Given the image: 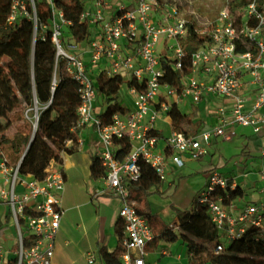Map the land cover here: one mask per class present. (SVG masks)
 Instances as JSON below:
<instances>
[{
  "label": "built area",
  "instance_id": "obj_1",
  "mask_svg": "<svg viewBox=\"0 0 264 264\" xmlns=\"http://www.w3.org/2000/svg\"><path fill=\"white\" fill-rule=\"evenodd\" d=\"M39 0H10L7 22L17 23L27 18L36 25V2ZM51 16L43 29L51 31L56 47V61L61 59L67 75L79 86L80 101L76 108L75 128L91 125L98 133L97 156L105 170V189L120 201L118 214L123 224L121 264H147L146 247L153 239L147 219L136 210L130 195V182L140 177L139 160L147 163L159 181L166 180L167 161L182 167L186 158L200 159L208 154L213 137L226 134L228 127L249 126L255 134L264 131V7L258 0H247L233 7L232 0L218 11L215 20L206 25L209 40L189 55L190 69L177 88L164 81L161 53L165 50L173 70L182 67L185 57L178 40L185 36L187 20L179 12L176 0H79L78 23L86 22L91 34L86 41L87 59L75 51L69 33L73 24L55 0H45ZM246 46V50H238ZM120 75L124 81L131 106L116 112L104 123L94 112V75ZM252 92V93H251ZM217 98L214 122L193 134L169 130L160 139L149 131L163 119L170 125L168 111L183 103L197 104L201 100ZM37 121L35 115L32 125ZM126 137L130 152L121 159L115 156L113 138ZM69 143V142H68ZM81 142L78 141V147ZM19 161L13 165L6 156L0 157V201L9 211V223L15 231L16 264H51L63 209L55 194L64 188L62 169L50 160L45 176L38 180L18 171ZM260 201L234 205L225 202L222 193L235 189L234 178L208 170L206 182L197 202L203 204L211 222L222 239L236 240L249 226L264 229V168L259 173ZM227 196V194H226ZM25 228L26 235L22 230ZM27 238L28 246H24ZM4 238L0 235V264H6ZM218 243L215 252L221 251ZM161 254H169L162 249ZM88 263L94 260L88 252Z\"/></svg>",
  "mask_w": 264,
  "mask_h": 264
},
{
  "label": "trees",
  "instance_id": "obj_2",
  "mask_svg": "<svg viewBox=\"0 0 264 264\" xmlns=\"http://www.w3.org/2000/svg\"><path fill=\"white\" fill-rule=\"evenodd\" d=\"M247 0H232L233 7L242 6ZM62 7L67 19L72 21L69 27L74 44H86L91 34L86 22L78 23L81 4L79 0H55ZM258 7H264V0H258ZM10 0H0V157L6 156L8 162L15 165L19 161L20 174H30L41 180L45 176V168L50 160L61 166L62 155L72 154L78 149V129L76 108L80 101L79 86L64 69L61 59L56 61V47L51 40V31L43 29L51 16L50 8L45 0L36 2L37 22L21 18L15 24L7 22ZM188 16L187 30L178 42L182 46L185 57L182 67L173 70L165 50H162L161 66L164 70V81L177 88L181 86L183 76L189 72V55L203 46L209 37L196 27V22ZM246 46L238 50H246ZM55 73V79L54 78ZM54 80V81H53ZM134 85V81H124L120 75L106 76L103 72L94 75V90L102 95L108 103L98 116L104 123H109L116 112H124L116 97L121 87ZM37 107V121L32 140L26 149L33 132V125L24 115V111ZM12 112L18 122L12 136L5 132L1 118ZM198 108L190 107L189 113L181 112L177 107L168 111L171 120V130L193 134L201 129L203 123L198 118ZM151 134L163 141L162 130L151 129ZM255 147H262L260 137L253 133L251 137ZM69 142V143H68ZM116 147L115 156L119 159L131 150V144L126 137L113 138ZM24 156L22 157V155ZM140 177L130 182V195L136 202L137 212L144 216L153 233L152 241L163 240L175 242L181 240L186 246L188 264H264V229L249 226L236 240L223 245L221 233L211 222L206 207L195 200L189 209L173 207L174 220L166 222L162 216L152 212L146 196L150 188L158 184L159 178L155 171L144 161L139 160ZM61 168V167H60ZM62 169V168H61ZM104 167L97 155L90 157L89 178L93 181L103 180ZM225 202L243 196V189L237 186L222 193ZM227 194V196H226ZM9 211L4 219L0 218V234L7 227ZM119 235L118 243L113 251H107L104 246L98 250L100 258L106 264H121L119 255L123 250ZM218 243H222L221 251L215 252ZM24 246H28L27 238H23ZM206 245L212 246V250ZM14 250L17 244L13 245ZM17 257H6V264H16Z\"/></svg>",
  "mask_w": 264,
  "mask_h": 264
},
{
  "label": "crops",
  "instance_id": "obj_3",
  "mask_svg": "<svg viewBox=\"0 0 264 264\" xmlns=\"http://www.w3.org/2000/svg\"><path fill=\"white\" fill-rule=\"evenodd\" d=\"M75 51L82 55L84 59H87V51L84 44L75 46ZM123 86L125 87V85ZM126 92V104L123 100H119L118 95L120 92L116 97V101L127 109L131 106V101ZM94 102V112L96 115L101 114L108 104L102 95H98L96 93ZM218 102L219 100L217 98L212 97L211 102L209 99H204L197 104L183 103L177 108L181 112L189 113L191 106L197 107L199 111L198 118L203 123L201 129H204L213 124L214 107ZM185 107L187 109H185ZM159 122L167 124L169 126V130H171V125H169L165 120L160 119ZM154 128L162 130L158 125H155ZM232 129L233 127H228L227 134L230 135L233 133ZM163 135L165 136L166 134L163 132ZM257 135L261 139V148H263L264 131L258 133ZM213 138L211 140V144L214 142ZM78 141L81 142V144L77 151L72 154L62 155V163L60 167L62 168L64 174L65 184L60 196V205H64L65 213L62 214L60 220L51 264H106L100 258L98 250L101 246H104L107 251H113L118 243L119 235L123 236V224L118 214L120 201L110 191L107 193L103 192L105 189L104 180L93 181L89 178L90 157L97 154L100 146L98 133L91 125L79 127ZM158 148L163 149L164 143L159 142ZM261 155L264 156V149L261 151ZM168 162L169 161H167L166 165L167 170H171L172 164ZM263 168L264 163H261L257 171L258 185L254 186L253 191L250 192L249 200L244 199V195L246 196L247 193L245 192V189H243L242 183L239 182L234 175H226L228 177L233 176L236 184L244 190L243 196L240 199L237 198L240 201H244L242 203H245V201L248 203V201L253 202L261 200L262 197L259 193V187L262 183L259 178V173ZM1 182L2 179L0 177V185ZM100 183L102 184L99 185ZM95 187L98 188H96L97 191H95ZM76 200H79V202H76ZM1 206H3L4 209L3 212L0 213V218L4 219L8 208H6V204L2 201H0V207ZM164 220L170 223L174 219ZM8 232L15 234L13 226L10 225L9 220L4 232L1 233V237L6 239ZM162 246H164V242L162 240L151 241L148 243L146 247V257L149 255L150 249L153 250L154 248L156 249ZM5 251L6 257H10L9 251ZM88 252H93L94 254V260L92 263H88L87 261ZM146 262L147 264H160L159 262L151 263L148 258H146Z\"/></svg>",
  "mask_w": 264,
  "mask_h": 264
},
{
  "label": "rangeland",
  "instance_id": "obj_4",
  "mask_svg": "<svg viewBox=\"0 0 264 264\" xmlns=\"http://www.w3.org/2000/svg\"><path fill=\"white\" fill-rule=\"evenodd\" d=\"M123 1H125V3L133 2V0ZM176 1L181 3L179 6L180 15L186 20H188L189 15H192V20L196 22L197 29L203 32H207L209 30L211 25H209V27H206V25L215 20L218 11L225 3V0ZM53 79H55V73ZM120 90L121 91L118 95V98L119 100H123V102L126 104L127 97L125 96V87L122 86ZM185 109L187 108L185 107ZM36 114L37 107H32L28 109L27 112L24 111V115L27 117L30 123H32ZM1 121L4 124L5 132L11 137L18 125L16 116L14 113L10 112L7 117L1 118ZM159 121L160 120H157L155 125H158L164 134H168L169 126L165 123H160ZM228 130L226 131V134L228 133ZM232 130L233 133L230 134V138L228 140L223 136L214 137V142H212L208 148V154L202 158H186L182 167H175L171 162H168L172 164V167L171 170H166V180L161 181L150 188V191L146 196L147 203L152 212L159 214L163 219L172 220L175 217V211L173 207L182 210L191 208L200 194V188H202L206 182L208 170L212 167H215L224 175H234V177L242 183V187L247 193L246 196L244 195V199L249 200L250 192L253 191L254 186L258 185L257 171L261 163H264V156L261 155V151L264 149V147L257 149L253 140L248 138L253 135L251 127L236 125ZM230 177L233 178V176ZM101 184L102 183L99 185ZM96 188L97 187H95V191L98 189ZM198 189L200 190L197 191ZM103 192L107 193L109 191L104 189ZM61 193L62 191L55 194L60 198ZM240 198L241 197H239V199ZM76 202H79V200H76ZM242 202L244 201L235 199L234 205L240 206L247 203L246 201L245 203ZM61 208L63 209V213H65L64 205L61 204ZM3 209V206H1L0 213L3 212ZM22 233L24 236L26 235L25 228L22 230ZM5 240L3 244L4 249L9 251L10 256H14L15 254H13V245L15 234L8 232ZM163 242L164 246L149 250V255L146 258H148L151 263L159 262L160 264H188L186 246L181 242V240H177L175 242ZM223 245L228 246L229 241L224 240ZM206 247L210 250L213 249L212 246L206 245ZM162 249H166L169 254H161L160 251Z\"/></svg>",
  "mask_w": 264,
  "mask_h": 264
},
{
  "label": "water",
  "instance_id": "obj_5",
  "mask_svg": "<svg viewBox=\"0 0 264 264\" xmlns=\"http://www.w3.org/2000/svg\"><path fill=\"white\" fill-rule=\"evenodd\" d=\"M35 126H36V123H35V125H33V132H32V135H31V137H30V140H29V143H28L26 149L28 148V146H29V144H30V142H31V140H32V137H33V135H34ZM23 156H24V154L22 155V157H23Z\"/></svg>",
  "mask_w": 264,
  "mask_h": 264
}]
</instances>
